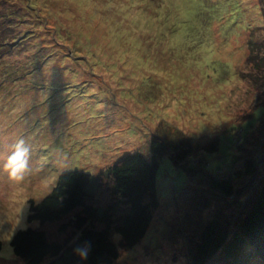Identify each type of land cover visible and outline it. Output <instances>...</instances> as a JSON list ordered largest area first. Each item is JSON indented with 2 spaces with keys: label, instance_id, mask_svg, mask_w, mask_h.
I'll use <instances>...</instances> for the list:
<instances>
[{
  "label": "rangeland",
  "instance_id": "obj_1",
  "mask_svg": "<svg viewBox=\"0 0 264 264\" xmlns=\"http://www.w3.org/2000/svg\"><path fill=\"white\" fill-rule=\"evenodd\" d=\"M19 1L25 29L36 32L27 33L34 34L27 52L46 55L49 45L56 54L35 73V88L0 92V264H25L11 238L28 226L31 201L50 193L65 171L97 173L133 151L151 157L155 134L166 141L220 137L221 158L206 153L209 168L234 159L232 127L258 97L253 81L240 75L249 68L252 27L263 21L258 0ZM262 111L255 108L251 120ZM21 139L32 170L17 184L3 164ZM187 181L169 157L160 160L164 204L144 240L163 242L151 252L140 245L121 253L118 264H187L197 233L189 228L177 244L180 226L170 225L176 211L169 205L173 189Z\"/></svg>",
  "mask_w": 264,
  "mask_h": 264
},
{
  "label": "trees",
  "instance_id": "obj_2",
  "mask_svg": "<svg viewBox=\"0 0 264 264\" xmlns=\"http://www.w3.org/2000/svg\"><path fill=\"white\" fill-rule=\"evenodd\" d=\"M258 1L263 21L252 27L247 39L249 68L240 71L244 81H253L258 97L240 125L232 127L231 163L222 161L209 168L206 153L221 158L216 154L220 137L208 142L182 136L166 141L155 134L151 157L133 151L97 173L65 171L50 193L39 202L31 201L28 226L17 230L10 241L17 257L25 264H118L121 253L130 254L140 245L155 250L163 241L149 244L144 239L164 204L157 175L160 160L169 157L188 175L182 188H174L169 197L176 211L170 225L180 226L177 244L189 228L197 233L187 250V264H264V0ZM20 2L0 0V92L35 88V73L56 54L49 45L43 48L46 55L27 52L26 41L34 35L27 33L34 31L24 27ZM28 6L35 7L30 2ZM255 31H260L258 37ZM258 106L263 111L252 121ZM244 121L250 122L247 128ZM77 236L74 248L91 243L86 258L69 246Z\"/></svg>",
  "mask_w": 264,
  "mask_h": 264
},
{
  "label": "clouds",
  "instance_id": "obj_3",
  "mask_svg": "<svg viewBox=\"0 0 264 264\" xmlns=\"http://www.w3.org/2000/svg\"><path fill=\"white\" fill-rule=\"evenodd\" d=\"M12 147V152L3 164V170L11 181L19 184L32 170L30 166V148L23 139L17 141ZM90 248L91 243L86 241L84 246H79L74 251L81 257L86 258Z\"/></svg>",
  "mask_w": 264,
  "mask_h": 264
}]
</instances>
